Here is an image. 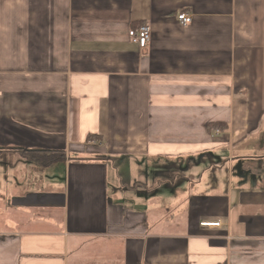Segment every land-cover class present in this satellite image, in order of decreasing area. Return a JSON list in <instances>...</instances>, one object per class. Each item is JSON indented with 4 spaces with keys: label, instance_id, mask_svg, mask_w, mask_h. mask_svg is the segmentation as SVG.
Segmentation results:
<instances>
[{
    "label": "crops",
    "instance_id": "crops-1",
    "mask_svg": "<svg viewBox=\"0 0 264 264\" xmlns=\"http://www.w3.org/2000/svg\"><path fill=\"white\" fill-rule=\"evenodd\" d=\"M0 264H264V0H0Z\"/></svg>",
    "mask_w": 264,
    "mask_h": 264
},
{
    "label": "built area",
    "instance_id": "built-area-1",
    "mask_svg": "<svg viewBox=\"0 0 264 264\" xmlns=\"http://www.w3.org/2000/svg\"><path fill=\"white\" fill-rule=\"evenodd\" d=\"M177 20L181 26H187L191 24L192 17L191 15L181 13L177 16ZM151 36V29L148 25H141L134 30L128 31V37L131 38L141 50H144L149 41ZM202 226L206 227H219V223L215 224H202Z\"/></svg>",
    "mask_w": 264,
    "mask_h": 264
},
{
    "label": "rangeland",
    "instance_id": "rangeland-1",
    "mask_svg": "<svg viewBox=\"0 0 264 264\" xmlns=\"http://www.w3.org/2000/svg\"><path fill=\"white\" fill-rule=\"evenodd\" d=\"M116 162H118V163H116L115 169H116V171L119 172L118 175L122 179L123 183H126V185H128V186H130V177H129V173L131 172L130 169H133V173L137 174L138 180H140L141 179V175L144 173V170L146 168L145 164H146V166L147 165H149V166L151 165V163L143 162L142 160L133 161L132 158L131 159L130 158L125 159L123 162H119V161H116ZM111 173H112V171H111ZM22 181L23 180H17L16 179V182H14L13 179H11L9 177V183L13 184L14 186H16V183H21ZM55 181H57V180H55ZM6 186H7V184L2 186V187H6ZM35 187H36V185H35ZM138 191L135 194L136 197L139 196Z\"/></svg>",
    "mask_w": 264,
    "mask_h": 264
}]
</instances>
